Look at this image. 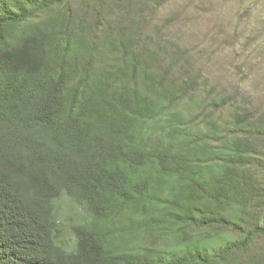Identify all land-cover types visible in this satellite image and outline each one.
<instances>
[{"label": "trees", "instance_id": "obj_1", "mask_svg": "<svg viewBox=\"0 0 264 264\" xmlns=\"http://www.w3.org/2000/svg\"><path fill=\"white\" fill-rule=\"evenodd\" d=\"M181 3L0 0V264H264V107Z\"/></svg>", "mask_w": 264, "mask_h": 264}, {"label": "rangeland", "instance_id": "obj_2", "mask_svg": "<svg viewBox=\"0 0 264 264\" xmlns=\"http://www.w3.org/2000/svg\"><path fill=\"white\" fill-rule=\"evenodd\" d=\"M181 1L180 8L185 5ZM192 2L195 5L190 8L192 13L186 29L199 42L203 32L210 31L207 25L210 23L216 37L214 41H205L209 48L218 49L215 67L224 76V84L229 86L235 79L239 80L257 106L264 107V0H234L229 10L216 0ZM231 63L240 64L242 73L236 75L232 71L231 74Z\"/></svg>", "mask_w": 264, "mask_h": 264}]
</instances>
